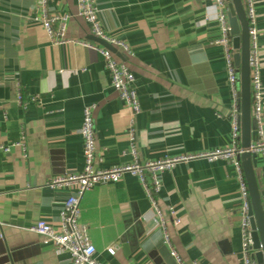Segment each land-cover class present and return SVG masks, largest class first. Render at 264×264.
Listing matches in <instances>:
<instances>
[{"label":"crops","instance_id":"obj_1","mask_svg":"<svg viewBox=\"0 0 264 264\" xmlns=\"http://www.w3.org/2000/svg\"><path fill=\"white\" fill-rule=\"evenodd\" d=\"M244 1V0H243ZM40 0H0V141L24 136L25 149L0 150V264H73L69 253L30 227L44 219L61 226L70 187L52 188L57 175L84 167L80 127L94 104L99 167L132 162L131 107L112 87L105 59L82 43L92 35L77 0H50L51 11L70 15L67 38L55 43L42 23ZM104 30L133 50L125 60L136 75L141 112L136 116L140 160L193 155L230 146L233 93L221 29L205 0H96ZM245 5V2H244ZM263 82L264 0H254ZM233 46V45H232ZM233 48V52H234ZM23 88L19 103L16 83ZM36 98V100H33ZM240 143V140H239ZM264 191L263 160L257 156ZM160 208L171 242L186 264H244L240 188L235 166L194 157L158 173ZM264 196H262V202ZM84 222L101 264H178L159 226L141 179L125 173L96 184L81 201ZM174 217L180 219L174 224ZM117 245L114 255L107 251Z\"/></svg>","mask_w":264,"mask_h":264},{"label":"built area","instance_id":"obj_2","mask_svg":"<svg viewBox=\"0 0 264 264\" xmlns=\"http://www.w3.org/2000/svg\"><path fill=\"white\" fill-rule=\"evenodd\" d=\"M50 0H40L36 7L39 14L35 19L42 23L45 31L55 43L70 41L67 38V28L70 15L67 12L51 11ZM212 9V18L215 19L221 29V37L218 41L223 45L225 58L228 67L229 86L233 93V106L231 118L233 119V139L230 146L221 147L201 153L180 156H165L156 160L141 161L137 149L136 140V116L141 112V103L136 88V75L128 63L119 58L112 50L96 41L85 40L82 43L98 49L103 55L106 67L109 70L111 84L119 93L125 103L131 107L132 113L128 125L129 151L132 155V162L114 165L107 168L99 167L104 157L98 153L95 121L93 116L94 104L86 105L83 109V121L80 133L83 137L84 167L80 173L69 175H57L48 181L52 188L70 187V194L66 199L61 211V226L54 227L44 219H39L30 229L42 237L44 244L66 250L73 264H101L97 249L91 239L87 225L81 221V201L85 193L96 184L117 182L129 172L137 175L147 192V195L155 209L159 226L165 235V241L171 248L172 255L177 259L178 264H186L182 256L171 242V235L167 227V216H175L172 207L164 211L160 208L157 200V193L161 189V181L158 178L159 172L172 169L179 161L194 157H202L210 161L225 159L231 162L238 174L240 188V216L243 232V262L244 264H255L251 258L252 236L249 210L251 206L249 189L244 176L239 156L244 152L254 153L263 160L264 173V129H263V82L260 70V59L258 54V28L256 25V11L254 0H244L246 13L249 21L250 35V67L252 87V115L257 123L259 138L252 142L247 148H243L240 140V96H239V73L234 65L232 36L228 19L227 0H205ZM79 14L87 21L90 32L111 45L122 49L126 54H133L132 48L123 40L109 35L102 27L99 19V11L96 0H77ZM16 95L19 103L24 102L23 88L20 82L16 83ZM36 100V98H33ZM21 146L25 149L24 136L19 141L7 145L0 141V150L9 151L11 146ZM179 218L174 217V224H179ZM117 245H111L107 251L114 255Z\"/></svg>","mask_w":264,"mask_h":264},{"label":"water","instance_id":"obj_3","mask_svg":"<svg viewBox=\"0 0 264 264\" xmlns=\"http://www.w3.org/2000/svg\"><path fill=\"white\" fill-rule=\"evenodd\" d=\"M227 3L232 45L235 50L233 53L234 65L239 73L240 144L243 148H247L259 138L257 123L252 115L249 21L243 0H227ZM89 39L109 48L122 60L126 59L117 47L105 40L95 35L89 36ZM239 159L242 163L251 201L249 210L252 236L251 258L255 264H264V205L262 202L264 191L259 187L255 172V167L258 164L257 155L244 152L239 156Z\"/></svg>","mask_w":264,"mask_h":264},{"label":"trees","instance_id":"obj_4","mask_svg":"<svg viewBox=\"0 0 264 264\" xmlns=\"http://www.w3.org/2000/svg\"><path fill=\"white\" fill-rule=\"evenodd\" d=\"M264 198V197H263ZM263 201H264V199H263ZM263 205H264V202H263Z\"/></svg>","mask_w":264,"mask_h":264}]
</instances>
